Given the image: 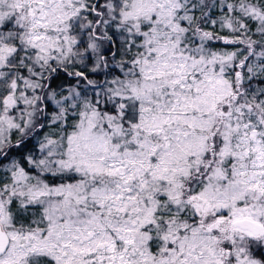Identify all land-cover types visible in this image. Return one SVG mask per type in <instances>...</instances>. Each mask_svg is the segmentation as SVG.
I'll use <instances>...</instances> for the list:
<instances>
[{
    "label": "snow or ice",
    "instance_id": "snow-or-ice-1",
    "mask_svg": "<svg viewBox=\"0 0 264 264\" xmlns=\"http://www.w3.org/2000/svg\"><path fill=\"white\" fill-rule=\"evenodd\" d=\"M0 264H264V0H0Z\"/></svg>",
    "mask_w": 264,
    "mask_h": 264
}]
</instances>
